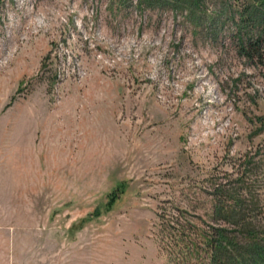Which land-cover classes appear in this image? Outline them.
<instances>
[{"label":"rangeland","instance_id":"rangeland-1","mask_svg":"<svg viewBox=\"0 0 264 264\" xmlns=\"http://www.w3.org/2000/svg\"><path fill=\"white\" fill-rule=\"evenodd\" d=\"M246 1L0 0V264H177L161 213L264 264Z\"/></svg>","mask_w":264,"mask_h":264},{"label":"trees","instance_id":"trees-1","mask_svg":"<svg viewBox=\"0 0 264 264\" xmlns=\"http://www.w3.org/2000/svg\"><path fill=\"white\" fill-rule=\"evenodd\" d=\"M244 5L241 17L252 24V32L242 39L243 49L250 58H263L264 0H247ZM255 13L257 17H254ZM115 195V192L114 195H111V203L114 202ZM161 221L162 231H168L169 244L176 250L173 254L177 264H194L191 260L193 249L201 248V246H204L201 249L212 252L213 261L215 262L223 249H228L235 244L229 234L230 231L226 228H213V231L209 233L210 231L202 229L199 222L192 221L186 214L169 216L166 213H161Z\"/></svg>","mask_w":264,"mask_h":264}]
</instances>
